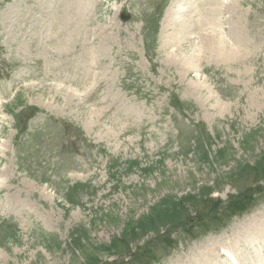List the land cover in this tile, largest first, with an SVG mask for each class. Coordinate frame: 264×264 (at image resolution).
Here are the masks:
<instances>
[{
    "label": "rangeland",
    "instance_id": "374dc122",
    "mask_svg": "<svg viewBox=\"0 0 264 264\" xmlns=\"http://www.w3.org/2000/svg\"><path fill=\"white\" fill-rule=\"evenodd\" d=\"M206 1L0 0V264H264V0Z\"/></svg>",
    "mask_w": 264,
    "mask_h": 264
},
{
    "label": "bare ground",
    "instance_id": "6f19581e",
    "mask_svg": "<svg viewBox=\"0 0 264 264\" xmlns=\"http://www.w3.org/2000/svg\"><path fill=\"white\" fill-rule=\"evenodd\" d=\"M172 10L173 9L170 8V10H169L170 14L169 15L172 16V17H171V19H168V21L166 23V26L169 25V23H171V22H172V24L174 23V27H176V29H175L176 31L175 30L171 31V36L173 37V39H176V40L172 41V43H176L177 41H179V39H182V38L187 37V36L189 37L190 35L189 34L187 35L186 33H182V32H181L182 34H180V32L177 31V30H180L179 28H182V27H179L178 23L179 22L180 23L181 22L184 23L185 20L184 21L182 20L183 19L182 16L186 15L187 12L184 11V10H182V11L177 10L178 14L180 15L177 18L179 21H177V19L175 20V18H173V13L174 12ZM174 14H176V13H174ZM185 18H186V16H185ZM187 19L190 20V18H187ZM187 23H188V21H187ZM172 24L170 25V28L173 26ZM210 24H211V22H210ZM190 28H191V26H190ZM187 29H188V27H187ZM199 43L201 45L200 46V51L201 52L204 51V49L209 51V53L208 52H202V54L208 55L210 57L213 56L215 58H221L225 62H227L229 60L233 61V59L235 60L236 58H238V57L240 58V56H242L241 54H239L238 50H236V49H238V46H236V49H235L236 51H235L232 47H229L224 41H222L221 39H219L217 37H214L212 39H205V41H203V42L200 41ZM195 57H197V56L192 55L190 57V60L192 61L193 59H195ZM196 60H197V58H196ZM237 237H245L247 239V241L249 242L250 246L252 247V251L254 249L255 251L257 250V252L261 253V251H263V248H264V242H263L264 241V220L260 221V223H258L256 225H250V227L247 228L246 236H245V233H241ZM215 244H221V243H218L217 240L213 241V243H212V251H213V253H212V251L210 253L214 254V257H216L215 255L217 253L215 252V248H213V246L216 247V248L222 249L220 251V253L224 254L225 261L227 262V264H240L241 259H238V258H242L243 257L245 259L247 257V255L245 256L242 253L241 250H240L239 255L236 254L235 251H234L235 253H233V249L236 247L234 244H237V242H234V243L229 242V243H227V245H225V244L223 245V243H222L221 245H218V246L215 245ZM209 249H211V245H209ZM221 256H223V255H221ZM261 256L264 257V253H262ZM214 257L212 258V260H210V259L208 260L207 257H202V256H199L196 259L199 260L198 264H217L216 263L217 257L215 259H214ZM192 262H194V261H192ZM193 264H195V263H193Z\"/></svg>",
    "mask_w": 264,
    "mask_h": 264
},
{
    "label": "water",
    "instance_id": "95a60500",
    "mask_svg": "<svg viewBox=\"0 0 264 264\" xmlns=\"http://www.w3.org/2000/svg\"><path fill=\"white\" fill-rule=\"evenodd\" d=\"M124 20H126L129 16L122 14L121 16Z\"/></svg>",
    "mask_w": 264,
    "mask_h": 264
}]
</instances>
